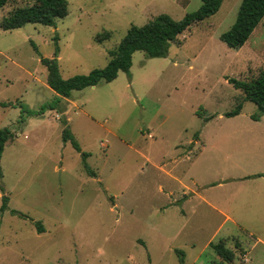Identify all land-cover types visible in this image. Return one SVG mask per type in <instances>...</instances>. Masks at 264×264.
<instances>
[{
  "label": "rangeland",
  "instance_id": "1",
  "mask_svg": "<svg viewBox=\"0 0 264 264\" xmlns=\"http://www.w3.org/2000/svg\"><path fill=\"white\" fill-rule=\"evenodd\" d=\"M200 2L66 0L54 27L0 28V128L10 131L0 155V264H264V212L255 210L264 174L251 176L264 172V114L251 119L255 105L227 82L264 70V15L240 47L218 38L240 0H222L165 57L134 51L128 73L19 118L18 103L36 110L53 100L39 59L55 46L61 78L85 74L106 64L129 25L161 13L177 20ZM30 3L8 1L0 19ZM62 119L79 152L61 140ZM195 137L211 140L201 153L199 143L187 144ZM231 173L241 178L220 181ZM183 185L212 204L197 196L174 202ZM219 240L231 261L210 247Z\"/></svg>",
  "mask_w": 264,
  "mask_h": 264
},
{
  "label": "trees",
  "instance_id": "2",
  "mask_svg": "<svg viewBox=\"0 0 264 264\" xmlns=\"http://www.w3.org/2000/svg\"><path fill=\"white\" fill-rule=\"evenodd\" d=\"M10 0H0V7ZM222 0H201L198 8L186 12L180 19L174 20L167 14L161 13L147 20L142 25H129L125 34L119 40L114 49L107 51L109 59L103 67L92 68L85 74H77L67 78H61L58 71L56 55L57 46L54 47L51 58L40 57V63L45 67V83L54 94L53 100L42 103L38 109L31 110L24 104L18 103L20 107V119L24 120L28 115H40L45 110L58 108L62 98H68L72 90H80L87 86L96 85L100 81L109 82L113 80L118 71L128 73L131 64V55L134 51H142L147 57H165L171 44L177 41V36L191 25L214 14L219 8ZM66 0H31L26 6L12 9L0 19V28L10 30L21 27L25 23H39L47 26H55L56 19L66 14ZM264 15V0H240L235 18L231 25L218 35V38L227 47H240L261 17ZM227 82L242 93L244 101H250L255 105L256 112L250 115L251 119L257 120L264 114V70L249 81L227 78ZM2 106L14 103H1ZM241 104H236L233 109L224 113L226 117L236 115ZM23 113L25 114L23 117ZM206 120V119H204ZM62 123L61 140L69 141L71 146L80 151L79 145L73 139L65 119ZM8 128H0V155L5 141L9 138ZM84 167L89 175L94 176L84 162L85 153L80 152ZM6 209V196L1 197L0 212ZM36 228L41 231L38 222H34ZM213 251L223 260L231 261L232 251L224 246L221 240L209 243ZM182 262V260H180Z\"/></svg>",
  "mask_w": 264,
  "mask_h": 264
},
{
  "label": "crops",
  "instance_id": "3",
  "mask_svg": "<svg viewBox=\"0 0 264 264\" xmlns=\"http://www.w3.org/2000/svg\"><path fill=\"white\" fill-rule=\"evenodd\" d=\"M65 100L67 101L68 99L65 98ZM68 102V101H67ZM200 138V137H199ZM198 137L196 138H191L187 141V144H192V143H199L198 145V151L199 153L202 152V150L208 145L210 144V141L208 140H205V139H202L200 140V142H198L197 140L199 139ZM187 158V157H186ZM190 159V157H188ZM264 172H255V173H251V176H261L263 175ZM177 178V177H176ZM238 178H241V175L238 174V173H231V174H227V175H224L223 178H221L220 181H224L227 183V181H234V179H238ZM198 188H192L190 187L189 185H186L184 186L183 185V188H178L177 191H176V195L173 199V201L175 202L176 200H180V204H182L183 202H189L194 196H197L199 199L201 198V200L204 202V200L208 203V204H212L211 201H209L208 199H206L205 197H203L202 195H198ZM260 197H263V196H260ZM262 200L264 201V197L262 198ZM258 201V200H257ZM223 203H220L221 205H224L226 206L228 203H229V200L226 198V199H223L222 201ZM259 214H262L264 212V203H263V206L261 207L260 204H259V201L256 202V209H255ZM183 210L181 209V212ZM216 211L223 217L224 220H231L232 221V218L229 214V212H227L226 210H224L223 208H217ZM259 239L255 240V241H258ZM261 242H263L261 239H260ZM264 243V242H263Z\"/></svg>",
  "mask_w": 264,
  "mask_h": 264
}]
</instances>
